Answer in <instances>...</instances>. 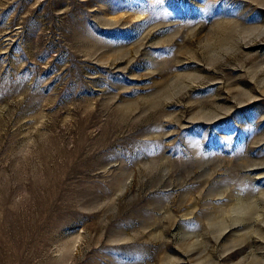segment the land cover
<instances>
[{"label":"rangeland","instance_id":"obj_1","mask_svg":"<svg viewBox=\"0 0 264 264\" xmlns=\"http://www.w3.org/2000/svg\"><path fill=\"white\" fill-rule=\"evenodd\" d=\"M0 264H264V0H0Z\"/></svg>","mask_w":264,"mask_h":264}]
</instances>
